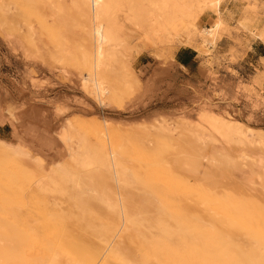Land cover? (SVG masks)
<instances>
[{
	"label": "rangeland",
	"instance_id": "rangeland-1",
	"mask_svg": "<svg viewBox=\"0 0 264 264\" xmlns=\"http://www.w3.org/2000/svg\"><path fill=\"white\" fill-rule=\"evenodd\" d=\"M137 1L141 7L143 2ZM114 2L112 18H117L125 27L135 28L130 22L135 9L130 0L129 5L124 0ZM23 7L28 24L29 21L42 23L38 4L27 1ZM220 11L225 24L210 49L199 46L202 40L196 34L192 35V44L178 40L171 43L156 39L145 41L142 37L133 40L134 43L127 45L130 49L110 63L104 73L109 86L114 85L116 90L110 86L114 97L111 103H102L84 86L88 65L83 61L79 39L74 40V47L65 54L55 40H58V33L47 26L44 32L47 41L38 44L39 59H30L25 52L29 48L28 32L19 29L18 0H0V139L4 144L0 143L6 144L4 149L17 154L12 155L11 150H4L0 144V172L5 175L0 174V228L7 223L4 226L7 228L2 227L5 230L0 229L3 242H0V264H49L51 258L59 264H78L76 248L65 241H101L100 236H96L99 231L96 234L93 229L91 238L88 233L92 232L86 231L98 225V230L107 236V242L118 240L120 223L117 225L116 222L117 227L109 224L115 217L111 208L86 196V203L79 205L80 209L84 206L81 210L85 208L82 212L86 210L90 218L85 215L87 222L90 220V228L84 223L83 214L77 215L75 197L61 187L56 168L72 163L69 162L70 150L79 147L77 139L81 135L88 145L95 147L100 141L103 146L120 143L129 146L133 172L139 180L132 191L139 195L141 191L149 190L157 199L158 222L153 228L162 244L161 262L157 264H264V192L251 184L264 174V146L242 149L221 142L206 147L204 153L207 156L215 151H229L235 156L246 155V159L244 165L232 169L223 162L216 164L206 159L209 173L216 171L217 176L213 175L217 178L214 180L215 176L211 174L205 182L183 173L168 157L176 152L178 144L184 147L192 143L190 131L195 127L196 130L197 126L203 124L208 128H203L208 134L218 136L214 116H231L264 131V39H257L240 23L247 17L246 21L249 19L264 28V0H224ZM216 17L215 9L197 10L195 22L200 28H207L212 26ZM39 22L37 24L41 26ZM24 24L27 25L26 21ZM78 24L75 22L73 28ZM186 28L179 27V38L192 34V29ZM181 48L197 50L199 61L191 68L177 64L174 57ZM126 62L136 81L127 76ZM69 119L71 126H67ZM162 119L170 122L173 128L182 126L180 135L166 141L156 132L149 133V128L153 129L151 125ZM199 122L202 123L199 125ZM63 134L71 135L72 139H65ZM214 164L215 168L211 166ZM94 165H86L84 172L93 174L88 171L96 168L98 173L93 175L102 178L104 169L97 163L98 167ZM11 170H14L12 178L8 176L9 173L13 175ZM52 177L60 183L52 182ZM210 179L214 182L211 183ZM13 180H17L16 184ZM47 212L51 214L50 218ZM75 214L81 216L78 223L73 221L76 220ZM151 215L150 212L147 217ZM82 220L86 228H81ZM109 227L111 231L108 233ZM13 228L18 234L20 230L26 231L18 237ZM28 228L33 229L29 231ZM134 230L132 224L125 232L123 238L126 240L121 248L127 255L139 259L143 250L132 239ZM27 231L29 237L24 234ZM226 240L236 243L227 244ZM15 245L21 247V256L16 257L7 248Z\"/></svg>",
	"mask_w": 264,
	"mask_h": 264
},
{
	"label": "bare ground",
	"instance_id": "bare-ground-1",
	"mask_svg": "<svg viewBox=\"0 0 264 264\" xmlns=\"http://www.w3.org/2000/svg\"><path fill=\"white\" fill-rule=\"evenodd\" d=\"M27 1H33V4L39 5L38 12L40 16H42V21H41L42 23H40L39 21L38 22L41 24V26H39L37 24L38 22L36 21H29V24H28L27 19L24 17L26 14H23L24 13L23 11H25L23 6ZM114 1L116 0H18L19 29H20V32L24 30L28 32L27 33L28 40L26 39L28 41V45L25 43V40L23 43H25V46L26 45L29 46L28 49L32 51L31 53H28L29 50L24 48L25 52L27 51L28 58L39 59L40 49H39L38 44L42 42L45 43L44 41L47 38L44 32L46 31L45 28L47 26H49V28L51 26L58 33V40L56 38L55 40L58 41L59 46H61L62 51H64L65 54L66 53L69 54L70 47L71 48L74 47V44H75L74 40L76 41V39H79L80 44L82 46L83 61H85L86 64L88 65L87 66L88 74L84 78V86L87 88V91L90 94L95 95L97 99L100 100V102L104 103L108 101L111 103V100L114 97V94L112 93V90H110V86H112V89L114 87V89L116 90V88L112 84L109 86L110 83L107 82L108 79L107 80L105 79L104 73H106L105 71L108 70L107 68L110 63L117 61L116 59L120 58L118 56L121 55L122 57V54L126 52L125 50L130 49L129 46L127 47V45L132 44L133 40L137 38L141 39L142 37L143 39H146L145 41H147L148 39H151L150 41H152V39L153 40L156 39V40H161V41L166 40V42L171 43L173 42V40H178L183 43L185 42L187 44H192L194 43L193 42L194 38H192V35L194 36V34H196L197 37L199 36L202 40L200 43L202 46L200 44L199 46L201 48L208 47L210 49L211 46L215 45L217 41V35H219L218 32L220 31V29H222L223 25L225 24L223 23L224 15H222L220 11V5L224 0H141L140 3L143 2L142 4H140L141 7H138L139 4H137L138 3L137 0H130V3L133 6L132 8H135V9L138 8V10L136 11L135 9L133 10L134 15L130 17V19L132 20V21L130 20V22L132 23L133 26H136L135 28L127 27V26L125 27L124 25H121L116 20L117 18L115 19L112 18L113 17L112 14L114 13L112 11L114 10H111L113 9L111 7H112V4H115ZM124 1H126L128 5L130 4L128 2L129 0L128 1L124 0ZM118 5L116 6L113 5V6L117 7ZM210 8L215 9V11L217 12L216 20L212 24V26L207 27V28H200L195 22L197 10L204 11ZM39 19H41V17H39ZM245 19H247V17H245L243 22L241 21L240 23L245 25V27L248 28L250 32L257 37V39H264V28H260L259 25H257L256 23L254 24L249 19L248 21H246ZM24 21H26L27 25L24 24ZM75 22H79V24L75 28H73V25L75 24ZM181 25L184 27V29L185 27H187L186 29L188 30L192 29V31L189 30L190 32H192V34H189L185 37L183 36L184 37L183 39L179 38L180 33L178 31ZM184 29L183 31H185ZM46 44L48 43L46 42ZM124 57H126V54ZM124 64L126 67L125 69H126L127 76H130L131 81H136V77L133 76V72L131 71V68L129 67L128 62ZM109 74L111 75L110 72ZM213 118L216 122L215 124L217 125L216 129L219 130L217 131V133L219 134L218 136L214 133L208 134L203 129L205 128V125L204 126L203 124L201 126L196 125L198 128L195 130L196 128L195 127L194 130L190 131L192 135L191 133L189 134L191 135V137H193L191 141L193 144L188 143L190 146L187 144V146H184V147H180L182 144L180 146H178L179 145L178 144L177 147L179 148L176 147V152L168 156L172 163L179 165L183 173L191 174L189 175L191 177L194 175L196 176L197 179H200L203 182H205L207 177L210 178L211 174L216 175L215 173L216 171L213 172V170H212L213 173L211 172V170H210L211 174L209 173V170H208L209 167H207V165L205 164L206 159H208L211 163H216V164H220L221 162H223L225 165L229 167L231 166L230 169L236 166L244 165V161L246 159L245 157L246 155L241 154V156H235V154H232V153L230 154L229 151H226L227 153H220L219 151H215V154H213L214 153L213 152L211 153V155L209 154L210 156L209 155L207 156L206 153H204L206 147L213 146V145L217 146L218 144H222L221 142H224L226 145H229V147L237 146L242 149L247 146H260V147L264 146V131L263 130L252 127L248 125V123L246 124L231 116L227 118L226 117L218 118L214 116ZM182 120L180 121L182 122ZM183 123L182 124L180 123V125H183ZM200 123L202 122H199V125ZM67 126H71L70 119L67 122ZM151 126H153V129L151 130L149 128V131H150L149 133L156 132L158 136L165 137L166 141L169 140L172 136L175 137L176 135H180L179 130L182 129V126L180 127V129L173 128L171 126V123L168 122L166 119L157 121L156 124H152ZM183 126L185 127V125ZM190 126L192 127V125ZM70 128H73V127H70ZM144 130L146 131V129ZM70 133L71 131L69 132V134ZM69 134H67L68 136L66 134H63V137L65 139L68 138L70 141L72 137ZM81 136L77 139L79 140L78 142L79 147L77 149L70 150L71 151L70 153L72 154H71V159H70L71 161L69 162H72V163H65L63 165H60L59 168L55 165L58 168V169L56 168L57 172L59 171V174H60L59 179L61 181V187L62 189H65L67 193L75 197L78 205L81 203L82 204L86 203V196L93 197L99 200L101 203L105 204V206H107L108 208H111V211L113 210L112 216L113 217L115 216V217L113 218L114 220L112 221L114 223L110 222L109 224L110 225L111 223L115 224L114 226L116 227L118 225V222L120 224L118 225L119 226L118 227L119 230H117L118 233L116 232L119 235L118 240L112 239V240H109V242H107L108 241L107 236H105V234L103 235L104 233L103 231L101 233V230H98L100 229V227H98L99 225L96 228L92 227L91 230L88 229L86 231L92 232L93 229H95L97 231L95 232L94 230L96 234L99 231L98 233L99 235L97 234L96 236L97 238L98 236H100L101 241L100 240L98 241V239H94L93 241H89V240L87 241L85 238H83L85 240H76V241H73V240L65 241L64 240L67 245H74V247L76 248L75 254L77 255V258H78L77 263L78 264H157V263H160L161 257H162L161 255L162 244L160 242L161 238L156 233V231H154V228H155L154 224L158 222V212L156 210L157 199H156L155 194H153L149 190L141 191L139 195H136L134 191H132V189L137 185L139 180L137 177H135L134 172H133V167H132L133 162L129 158L130 156V149L128 148L129 146L121 144V143L112 144L109 146H105V145L103 146L102 144H100L101 143L100 141V142H97L96 147L94 145L93 147L91 146V144L88 145L87 144L88 141L86 143V141L83 140L84 138H82ZM74 137L77 138L76 136ZM0 141L3 142L4 144V141H2L1 139ZM98 144L100 145L98 146ZM5 145L1 144V146H4L3 149L6 147ZM4 150L3 152H5ZM10 150L7 149L6 151L9 152ZM15 153H13L12 151L11 154L13 155ZM96 163L97 165L101 166L104 169V175L102 178H99L98 176L93 175L94 172H97L96 168L93 169L92 171L90 170L88 171V172H93V174H88L84 172V167L85 168L88 167V166L86 167V165H90V164L96 165ZM97 165L96 167H98ZM211 166L214 167L215 164ZM98 170L100 171L101 169H98ZM13 171L11 172L12 174H13ZM101 172L103 171L101 170ZM0 174H3V172L2 173L0 172ZM9 174L8 176H10L11 178L14 177V174L12 176ZM56 175H53V176L55 177ZM215 175H213L212 177H214ZM216 176L213 178L214 180L215 178H217ZM55 178L52 177V179L54 180L52 182H57L58 177L56 181H55ZM210 180L212 181V182L210 181L211 183L214 182L212 179ZM10 181L11 180L9 179V182ZM39 181H42V180H39ZM60 181L57 183H60ZM15 182L13 180V183ZM251 184L253 185L254 188L264 192V174L262 177L259 178V181H252ZM37 185H40V184H37ZM1 186L0 188H2ZM36 188L38 187L36 186ZM40 188L43 189L41 186ZM4 189H7V188L5 187ZM74 205H76V203ZM78 205H77V209H75L78 212L77 215L81 214L82 216L83 214L82 217L85 218V220L83 219L84 223L87 224L86 226H90L91 228V225L88 224L90 223V220L88 222L86 220L87 219L86 216L88 217V215H86V210L84 213L82 212L84 211L85 208L81 210L84 206H82V208L80 209L81 205L79 206ZM72 210H73V207H72ZM80 210L82 213L79 212ZM150 212L152 213V215L147 217ZM70 214H67V215L70 216ZM50 215L48 214L49 218H50ZM77 215L75 217L76 220L74 219L73 221H76L78 223L77 220H80L79 217L81 218V216L77 217ZM72 217L74 218L73 215ZM88 219L90 218L88 217ZM83 220L81 221V223L79 222L80 226L82 225L81 228L83 227L86 228L85 224L83 223ZM36 222L39 225L38 221ZM116 222H117V225H116ZM132 224L135 225V230L132 235V239L136 240L139 243V245H141L142 247L141 249L143 250L142 256L141 258L139 256V259L134 256L131 257L130 255H127L124 252V250H122L121 248L122 242L126 240V238H123L125 235V232L127 231V229H130ZM6 225L7 223L4 224V226ZM4 226L2 225V227ZM9 226L11 227L12 225H9ZM27 226L29 227V225ZM70 226L72 227L73 225L70 223ZM74 227L75 229H77L76 226ZM77 227L78 229H81L79 228V226ZM4 228H7V227H4ZM4 228H2V230H5ZM73 228H70V230H72ZM111 228H113V226ZM14 229L15 228H13V231ZM29 229L30 228H28V230ZM31 229L29 231H31ZM109 229L107 228L108 233L111 231V229L110 230ZM6 230L8 231V229ZM11 231L9 230L8 232H11ZM25 231L26 230L24 231L20 230L21 233ZM74 232H76V230ZM15 233H14L15 235L18 234V232H15ZM21 233L18 234L17 236L20 237ZM24 234H27L26 236L28 237L30 236L28 235V231ZM88 234L91 235L89 236L90 238L93 236V232L91 234L89 232ZM117 234L115 235L118 236ZM63 236H64V233H63ZM26 238L23 239L24 243L26 242L25 241ZM28 239L29 238H27V240ZM19 240L21 241L22 239H19ZM3 241H6V240H3ZM16 241L17 240H14V242ZM225 242H227V244L230 243L229 240L228 241L226 240ZM5 243H8V242L6 241ZM103 243H105V245H103ZM231 243H236V242H231ZM25 244L28 245L27 243ZM17 246L18 245L7 246V248L10 249L12 251V254L16 255V257L18 255L21 256L19 253L20 252L19 250L21 249V247L19 248V246L18 247ZM48 246H51V245H48ZM4 250L7 251L6 248ZM63 251H66V249ZM249 253H248V257H251L249 256L250 255ZM55 259H57L56 256H55ZM49 264H59V263L55 261L53 258H51L49 260Z\"/></svg>",
	"mask_w": 264,
	"mask_h": 264
},
{
	"label": "crops",
	"instance_id": "crops-1",
	"mask_svg": "<svg viewBox=\"0 0 264 264\" xmlns=\"http://www.w3.org/2000/svg\"><path fill=\"white\" fill-rule=\"evenodd\" d=\"M191 47V46H190ZM175 60L178 65L184 68H191L195 62L199 61L198 53L195 48H181L175 53ZM182 61H185L183 63Z\"/></svg>",
	"mask_w": 264,
	"mask_h": 264
},
{
	"label": "trees",
	"instance_id": "trees-1",
	"mask_svg": "<svg viewBox=\"0 0 264 264\" xmlns=\"http://www.w3.org/2000/svg\"><path fill=\"white\" fill-rule=\"evenodd\" d=\"M183 63H185V61H182Z\"/></svg>",
	"mask_w": 264,
	"mask_h": 264
}]
</instances>
